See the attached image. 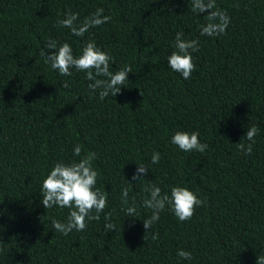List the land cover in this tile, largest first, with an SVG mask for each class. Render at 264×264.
I'll list each match as a JSON object with an SVG mask.
<instances>
[{
	"label": "trees",
	"instance_id": "16d2710c",
	"mask_svg": "<svg viewBox=\"0 0 264 264\" xmlns=\"http://www.w3.org/2000/svg\"><path fill=\"white\" fill-rule=\"evenodd\" d=\"M216 5L231 22L208 37L190 0H0V264H255L264 255V0ZM97 8L111 20L83 37L58 24L69 10L79 23ZM178 31L199 40L187 80L167 63ZM49 39L69 43L74 56L93 40L112 57L113 73L124 65L133 72L101 100L86 73L51 68L40 55ZM253 125L249 155L237 145L250 143ZM177 131H199L207 149L182 151L171 143ZM77 144L81 157L96 154V187L108 204L99 220L63 235L51 221L66 222L71 209H45L42 182L57 162L81 158ZM141 163L148 173L133 182ZM148 183L169 195L186 187L203 204L183 222L166 206L145 234ZM124 187L136 217L125 215ZM108 213L115 229L105 232ZM180 249L192 258L178 257Z\"/></svg>",
	"mask_w": 264,
	"mask_h": 264
},
{
	"label": "clouds",
	"instance_id": "9594fccd",
	"mask_svg": "<svg viewBox=\"0 0 264 264\" xmlns=\"http://www.w3.org/2000/svg\"><path fill=\"white\" fill-rule=\"evenodd\" d=\"M190 2L193 13L204 14L205 23L200 26L201 36L215 37L225 33L231 20L225 11L217 7L216 0H190ZM103 12V8H97L91 16L78 23L79 14L69 10L65 13L64 18L58 21V24L70 29L74 36L83 37L90 28L98 27L111 20V17L103 15ZM198 45V39H185L182 31H178L175 35V50L168 56L167 63L185 80L191 77L196 68L192 53L198 50ZM40 55L45 57L51 68L62 76H71L72 68L86 73L85 78L91 81L88 88L92 93L99 90L101 100L109 95L115 97L121 87H125L128 74L133 72L131 65H124L113 73L110 70L112 57L98 47L93 40L86 43L79 56H74L69 43L64 42L58 46L55 40L49 39L40 49ZM64 86H67L66 82ZM258 133L257 126L253 125L248 128L245 137L250 143H238L239 150L250 155L253 150L254 138ZM199 136V131H177L171 137V143L185 152L199 151L203 153L208 146L200 141ZM81 151V146L77 144L74 146L73 155L81 157ZM95 156L94 152H89L78 161L57 162L42 182L41 203L45 209L53 206L71 209L66 222L55 219L51 221L52 227L63 235H68L73 229L83 231L87 226V221L99 220L100 213L104 212L107 207V192L96 187L98 172L93 167ZM159 159L160 153L154 152L151 163L158 164ZM136 165V171L131 177L133 182L145 177L148 173L146 165L142 163ZM144 191L148 195L142 202L143 207L151 210V216L143 220L145 234L149 233L153 223L160 219V213L165 210L166 206H170L174 215L183 222L190 220L194 215L195 208L203 204L196 193L183 186H173L169 195L162 193L161 188L156 184L148 183ZM121 201L123 205H127L124 209L125 215L136 217L137 204L135 198H132L129 203L128 187L122 189ZM104 229L105 232L115 229L110 213L105 214ZM151 238L154 241L158 240L159 234L153 232ZM177 255L184 260L192 258L191 252L183 249L178 250ZM255 264H264V255L256 257Z\"/></svg>",
	"mask_w": 264,
	"mask_h": 264
}]
</instances>
